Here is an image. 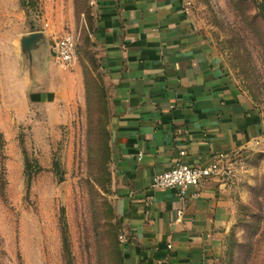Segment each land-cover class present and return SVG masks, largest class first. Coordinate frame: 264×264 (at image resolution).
<instances>
[{
  "label": "rangeland",
  "instance_id": "374dc122",
  "mask_svg": "<svg viewBox=\"0 0 264 264\" xmlns=\"http://www.w3.org/2000/svg\"><path fill=\"white\" fill-rule=\"evenodd\" d=\"M188 2L225 77L264 116V0ZM93 11L91 0H0V264H125ZM69 32L66 67L53 49ZM32 33L44 61L22 49ZM243 157L220 264H264V143Z\"/></svg>",
  "mask_w": 264,
  "mask_h": 264
},
{
  "label": "crops",
  "instance_id": "0c3cea01",
  "mask_svg": "<svg viewBox=\"0 0 264 264\" xmlns=\"http://www.w3.org/2000/svg\"><path fill=\"white\" fill-rule=\"evenodd\" d=\"M187 1L91 0L113 110L110 165L125 264H220L235 189L213 179L181 200L175 189H153V178L181 151L190 166L206 167L264 143V116L225 77Z\"/></svg>",
  "mask_w": 264,
  "mask_h": 264
},
{
  "label": "built area",
  "instance_id": "2783aa9c",
  "mask_svg": "<svg viewBox=\"0 0 264 264\" xmlns=\"http://www.w3.org/2000/svg\"><path fill=\"white\" fill-rule=\"evenodd\" d=\"M187 5H190L188 1ZM75 48L74 35L66 33L53 49L55 59L63 66H70L74 61ZM184 156L185 151H181L171 169L153 178V189H175L179 199L185 200L191 188L199 187L209 180L217 179L231 185L244 164V157L238 152L219 155L206 167L190 166L184 161Z\"/></svg>",
  "mask_w": 264,
  "mask_h": 264
},
{
  "label": "water",
  "instance_id": "95a60500",
  "mask_svg": "<svg viewBox=\"0 0 264 264\" xmlns=\"http://www.w3.org/2000/svg\"><path fill=\"white\" fill-rule=\"evenodd\" d=\"M45 44L46 41L42 33H32L23 37L21 40L22 49L27 57L32 56L34 52L40 51L41 59H43V61L45 58V53H43V47Z\"/></svg>",
  "mask_w": 264,
  "mask_h": 264
},
{
  "label": "trees",
  "instance_id": "16d2710c",
  "mask_svg": "<svg viewBox=\"0 0 264 264\" xmlns=\"http://www.w3.org/2000/svg\"><path fill=\"white\" fill-rule=\"evenodd\" d=\"M27 168L29 169L30 165H28ZM56 169H58L57 165H56ZM63 241H64V251L66 253H68L69 252V242H68L67 232L65 229L63 230ZM118 245H119V247H117V250L119 249L118 253H120L121 252L120 244H118ZM120 255H121V253H120ZM120 264H124V261L122 258L120 259Z\"/></svg>",
  "mask_w": 264,
  "mask_h": 264
}]
</instances>
